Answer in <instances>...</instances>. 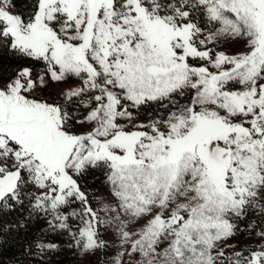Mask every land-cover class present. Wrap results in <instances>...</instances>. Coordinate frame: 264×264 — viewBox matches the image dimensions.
Masks as SVG:
<instances>
[{
  "label": "snow or ice",
  "instance_id": "6c2138e0",
  "mask_svg": "<svg viewBox=\"0 0 264 264\" xmlns=\"http://www.w3.org/2000/svg\"><path fill=\"white\" fill-rule=\"evenodd\" d=\"M0 50L45 66L0 78V210L27 199L86 253L112 225L115 264H264V245L223 244L264 216V0H0ZM46 77L81 83L56 102ZM90 169L106 170L99 208L79 182Z\"/></svg>",
  "mask_w": 264,
  "mask_h": 264
},
{
  "label": "trees",
  "instance_id": "16d2710c",
  "mask_svg": "<svg viewBox=\"0 0 264 264\" xmlns=\"http://www.w3.org/2000/svg\"><path fill=\"white\" fill-rule=\"evenodd\" d=\"M29 3L30 0H16L18 10H26ZM26 66L32 67L37 75L42 63L29 61L24 64L10 51L0 50V78L5 82L18 68ZM254 219L255 212H251L243 220L235 221L241 230L230 238L234 247L225 250L227 256L239 250L247 255L249 250L255 249V244L244 239L263 229ZM42 237L58 245L49 259H42L36 253L35 244ZM78 258L74 245L66 240L63 233L51 230L48 219L39 212H33L27 199L13 210H0V264H78Z\"/></svg>",
  "mask_w": 264,
  "mask_h": 264
},
{
  "label": "rangeland",
  "instance_id": "374dc122",
  "mask_svg": "<svg viewBox=\"0 0 264 264\" xmlns=\"http://www.w3.org/2000/svg\"><path fill=\"white\" fill-rule=\"evenodd\" d=\"M211 28L218 27V25L210 26ZM212 47V45H209ZM245 49V45L243 42L230 41V40H222L217 46L216 51H224L228 54H236L239 51H243ZM42 63V62H41ZM44 64L42 63V67L39 69L37 75L41 74L44 69ZM47 86L40 90V95H42L45 99L55 100L56 102H63L64 97L63 93L66 92L69 88H75L80 85V80L78 78H70L66 82H55L51 81L46 77ZM179 104H186L189 102L190 94L188 97L180 98L177 97ZM159 105H149L143 109V114L141 115V120H146L150 114H153L154 109H158ZM79 118H83V116L87 115V110L83 108H78ZM90 126L84 125H76L77 131H87ZM82 184V187L87 190L89 193L94 194L93 200L95 201L93 206L99 208L105 201L106 194L108 192V186L106 184V170L105 169H90L89 172L79 181ZM32 192H36L35 188L30 189ZM73 209L79 210V204H74L70 208L67 209V212H71ZM67 212L65 214H67ZM48 219V222L52 219L51 215H45L41 213ZM102 217L104 213L100 214ZM106 218V217H105ZM255 221L258 222V225L262 226V230L264 231V216L260 215L258 212H255ZM70 227L73 231H75L78 227L82 226L81 221L78 218L72 217L68 221ZM144 221H141L140 224H143ZM140 225H137L138 228ZM49 228L53 231L63 233L64 237L68 242L74 245L75 250L78 252V264H115V258L123 249L121 248L119 237L116 235V229L112 225H102L100 227L101 239L105 242V246L97 249L95 252L86 253L81 248H78L75 244V241L72 239V236L69 234L68 230L59 229L58 227L53 229L50 224ZM260 231V232H261ZM246 240H250L249 243L255 244V249L257 250L258 245H264V240H261L256 234L251 237H244ZM38 243L43 244H55L57 247L55 249H45L44 251H40L36 245ZM225 245H232L230 239L223 241ZM125 248H128L126 245ZM230 248V247H229ZM226 248L225 250L229 249ZM35 249L37 255H39L42 259H49L53 256L55 251L58 249V245L56 243H52L46 238H40L36 244ZM242 251V250H239ZM138 258V257H137ZM124 262L127 264V261L130 259L127 255L124 256Z\"/></svg>",
  "mask_w": 264,
  "mask_h": 264
}]
</instances>
